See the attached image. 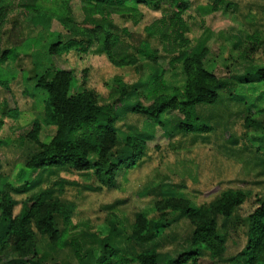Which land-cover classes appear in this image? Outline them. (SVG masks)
I'll return each instance as SVG.
<instances>
[{
  "label": "trees",
  "instance_id": "1",
  "mask_svg": "<svg viewBox=\"0 0 264 264\" xmlns=\"http://www.w3.org/2000/svg\"><path fill=\"white\" fill-rule=\"evenodd\" d=\"M161 1L86 0L83 8L86 18H93L92 27L78 35L65 25L67 34H55L48 54L53 58L71 52L86 54L97 44L108 60L117 65L129 63L134 54L145 55L152 61L163 54L171 71L184 76L183 86L173 94H164L168 86L165 72L157 70L150 81V103L136 102L126 109L161 125H164L161 117L167 111H176L183 116L179 124L183 132L208 133L213 130L211 126L196 123L200 119L198 108L216 104L224 82L206 68L203 49L191 50L188 37L191 28L184 18L188 1L165 0L171 3V12L144 32L130 31L113 22L115 17L136 16L141 5L159 9ZM13 2L0 0V35L5 14ZM208 5L211 12L230 6L226 0H210ZM49 13L58 15L55 10ZM107 17H112L109 22L105 21ZM258 17L254 13L250 24L257 25ZM44 23L51 29V18L47 17ZM18 28L13 26L12 30ZM259 36V33L254 37L247 35L246 39L253 44L250 51L257 48L254 45L258 44ZM153 39L160 43L161 49L150 53ZM21 42L22 39L16 38V45ZM18 56L16 48L1 49L0 36V61H14ZM247 76L249 82L264 80V66L252 68ZM3 83L0 81V86L7 89ZM76 84L73 70L58 68L54 63L36 77L35 88L47 92L48 97L43 118L34 121L27 133L28 140L37 146L36 152L16 169L8 184L10 191L0 192V258L8 249L21 254L34 252L36 246L46 241L57 250H71L79 264H200V260H210L213 264H264V193L254 197L253 211L241 217L238 211L249 200L241 190H226L205 205L188 198L173 182L167 189L154 185L141 192L142 196L152 197L154 217L142 210L136 212L129 230L124 227L125 231H119L113 226L100 239L96 250L86 249L84 243L73 238L71 233L77 226L71 220V213L76 203L66 197L67 188L96 194L115 189L117 173L122 169L134 170L141 164L147 152V142L143 139L154 137L127 136L123 148L112 108L98 103L93 91L88 89L74 93ZM43 125L55 128L48 142L40 139ZM10 143L0 136V151ZM60 170L85 177L93 175L101 186H96L93 179L84 185L78 180L57 179L24 201L15 198L45 185V180L37 179L40 174ZM20 203L23 206L16 213ZM180 223H186V231H177Z\"/></svg>",
  "mask_w": 264,
  "mask_h": 264
},
{
  "label": "rangeland",
  "instance_id": "2",
  "mask_svg": "<svg viewBox=\"0 0 264 264\" xmlns=\"http://www.w3.org/2000/svg\"><path fill=\"white\" fill-rule=\"evenodd\" d=\"M32 1L14 0L10 8L13 14L11 25L20 27L22 21L32 13L40 26H44L47 17L51 18L53 30L63 31L59 33H66L65 25L78 35L83 29L92 27L93 18H86L83 8L86 0H38L36 9H31L29 13V8L33 7ZM186 1L188 10L184 18L191 28L188 35L191 50L203 49L206 68L224 82L218 102L198 108L200 119L196 123L211 126L213 130L208 133L183 132L179 128L183 116L176 111H167L161 117L160 121L164 123L161 125L126 109L136 102L150 103V81L157 70L165 72L168 86L164 94H173L183 86L184 76L171 71L169 60L163 54H154L158 57L156 61L142 54H134L129 63L117 65L110 62L99 46L94 44L86 54L73 52L67 62L62 59L61 63L60 58H56V67L74 70L77 78L74 93L88 89L93 91L98 103L112 108L116 115V127L123 139V148L126 147L124 142L127 136H154L150 140L143 139L147 142V152L141 164L134 170L122 169L117 173L115 189H104L96 194L67 188L66 197L76 203L71 220L77 229L71 236L84 243L86 249L96 250L100 246V239L113 226H117L119 231H123L124 227L129 230L136 212L142 210L154 217L152 197L142 196L141 193L154 185L167 189L173 182L188 198L205 205L226 190H241L249 196L238 211L241 217L253 211L254 197L264 193V80L249 82L247 76L252 68L264 66V0H226L229 8L218 12L209 10L210 0ZM160 3L159 9L141 5L136 16L127 14L115 17L113 22L130 31L144 32L146 27L171 12L170 2L163 0ZM50 10L57 11L58 15L50 14ZM254 13L259 16L257 25L250 24ZM112 17H107L105 21L109 22ZM96 19L101 23L100 18ZM253 30L259 31L260 36L258 44L254 45L257 48L250 54L251 43L246 37L252 35ZM12 31L19 34L20 29ZM14 33L11 38L16 39L19 35ZM53 41L55 38L49 37L46 48H43L42 42L35 44L39 50L36 57L40 62L46 61L43 54ZM30 47L29 40H26L18 51L26 55ZM150 48L152 53L154 49H161V45L153 39L150 40ZM38 72H41V66ZM22 75L27 78L31 73H22L14 65L0 68V81L10 89L15 78ZM35 84H30V90L25 95L21 94L20 86L12 91L0 87V136L11 142L0 151V192L10 191L8 184L13 180L16 169L37 150V146L28 140L27 133L34 121L43 118L48 94L35 88ZM54 134V127L43 125L40 139L48 142ZM37 179L40 182L45 180L46 184L15 198L24 201L25 197L34 196L59 179L78 180L82 184L90 183L93 179L96 186H101L93 175L85 177L64 170L40 174ZM22 206L21 203L17 206L16 213ZM179 226L178 232L186 231V223ZM95 252L98 254V251ZM57 263L79 264L71 250H57L46 241L36 246L34 252L21 254L8 249L0 258V264ZM200 264L213 263L200 260Z\"/></svg>",
  "mask_w": 264,
  "mask_h": 264
},
{
  "label": "crops",
  "instance_id": "3",
  "mask_svg": "<svg viewBox=\"0 0 264 264\" xmlns=\"http://www.w3.org/2000/svg\"><path fill=\"white\" fill-rule=\"evenodd\" d=\"M38 0H33V7L29 8V13L31 9H36V2ZM32 10V11H33ZM262 15H263V19H264V7L262 9ZM13 14L12 11L9 9L6 14H5V18L3 21V27L1 29V49L5 50V49H11V48H16V51L18 53V58L15 59L14 61H4L1 62L0 61V68H11L12 65H14L16 67V69L20 72H29L31 73L30 77L24 78V76H20L18 78H15V82L12 86V88L10 89L9 87H7V91H12V89L16 86H20L22 88L21 90V94L25 95L27 93L28 90H30V84L36 82V77L38 75H40L46 68L50 67L52 63H56V58L51 57L48 54V49L44 52V58L46 59L45 62H41L39 61V59L36 57L37 53H38V48H36V43L38 42H42L43 43V48H46L47 42H48V38H55L56 39V33L59 32H63L61 30H53V27H51V29H47V27L45 26V23L43 24L44 26H40V24L37 22L38 20L35 19L34 16H32V13L29 14V16L27 18H25V20L22 21L19 29V36L17 38L22 39V43L17 46L15 44L16 39L11 38V34H13L12 31V26H14L15 24H10L13 21ZM38 23V24H37ZM65 30V29H64ZM66 33H63V35L67 34V31H65ZM264 32V31H263ZM259 33V31H255L253 30L252 33V37L256 36ZM17 34V33H16ZM29 40L31 47L29 50V53L24 55L22 53H20L18 51V49L22 46V44L26 41ZM264 42V39L262 40ZM52 43V42H51ZM50 43V44H51ZM49 44V45H50ZM49 47V46H48ZM250 47L253 49V44L251 43ZM253 53V50H251V53ZM73 54V52L71 53H65L61 56L60 61L61 63L63 62V60H67L69 55ZM63 59V60H62ZM67 62V61H66ZM41 66V72H38V67ZM69 70H73L70 69ZM74 71V70H73ZM33 86V85H32ZM1 87V86H0Z\"/></svg>",
  "mask_w": 264,
  "mask_h": 264
}]
</instances>
